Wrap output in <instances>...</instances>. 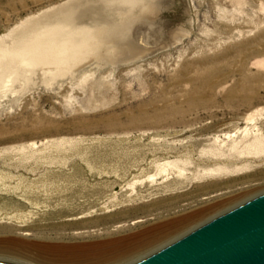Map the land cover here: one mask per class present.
<instances>
[{
    "label": "rangeland",
    "instance_id": "obj_1",
    "mask_svg": "<svg viewBox=\"0 0 264 264\" xmlns=\"http://www.w3.org/2000/svg\"><path fill=\"white\" fill-rule=\"evenodd\" d=\"M102 19L0 0L1 261L132 264L264 192V0H161L117 55H85ZM32 37L81 55L23 63Z\"/></svg>",
    "mask_w": 264,
    "mask_h": 264
},
{
    "label": "water",
    "instance_id": "obj_2",
    "mask_svg": "<svg viewBox=\"0 0 264 264\" xmlns=\"http://www.w3.org/2000/svg\"><path fill=\"white\" fill-rule=\"evenodd\" d=\"M132 264H264V192Z\"/></svg>",
    "mask_w": 264,
    "mask_h": 264
},
{
    "label": "clouds",
    "instance_id": "obj_3",
    "mask_svg": "<svg viewBox=\"0 0 264 264\" xmlns=\"http://www.w3.org/2000/svg\"><path fill=\"white\" fill-rule=\"evenodd\" d=\"M161 0H98L102 21L88 28L91 48L85 55L113 57L126 45L134 30L155 15ZM87 27V26H86ZM77 47L83 48V45Z\"/></svg>",
    "mask_w": 264,
    "mask_h": 264
},
{
    "label": "bare ground",
    "instance_id": "obj_4",
    "mask_svg": "<svg viewBox=\"0 0 264 264\" xmlns=\"http://www.w3.org/2000/svg\"><path fill=\"white\" fill-rule=\"evenodd\" d=\"M41 27L43 28V26H41ZM41 27H39V28H41ZM47 28H49V31H50V32H47V34L50 36V41H55L57 35L60 34L61 31L58 30V29H56V28H54L53 25L52 26L51 25H47ZM33 31H36V30H33ZM70 41L71 40H68L67 42H65V45L63 47H60V48L56 49L55 51L54 50L53 51H50V49L47 46V44H44V42H41L39 39L32 37V39H30L29 42H25V43H23L20 46V50L18 51V53H20L22 55V57H23L22 58V62L23 63L25 62V60L30 61L31 63H33V60H36L37 57H38L36 54L39 55V58H40V54H45V56H47L46 54H49L50 57L53 60H57L56 66H55V69L54 70L56 72H58V73L61 74L62 72H65V71L67 72L68 70H70L72 68V66H74L77 63L76 61H72L71 57L69 56L70 55V51L72 52L73 51V48H75V51L81 55L80 48L77 47L78 45L75 46ZM53 43H55V42H53ZM20 54H18V55H20ZM28 54L30 55L29 58L28 59L27 58L25 59V55H28ZM33 54L36 55V57ZM53 54H54V56H52ZM57 54H61V57H55ZM19 61H21V60H19ZM58 73H56V74H58ZM115 263L116 264H119V262H115Z\"/></svg>",
    "mask_w": 264,
    "mask_h": 264
}]
</instances>
